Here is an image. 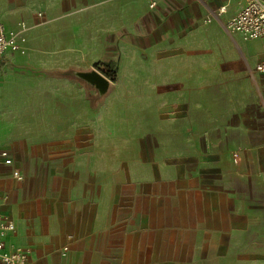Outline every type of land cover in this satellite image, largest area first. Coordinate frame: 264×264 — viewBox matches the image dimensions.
I'll list each match as a JSON object with an SVG mask.
<instances>
[{"label": "crops", "instance_id": "crops-1", "mask_svg": "<svg viewBox=\"0 0 264 264\" xmlns=\"http://www.w3.org/2000/svg\"><path fill=\"white\" fill-rule=\"evenodd\" d=\"M245 1L0 0V23L24 50L0 66V212L16 226L9 247L30 250L29 264H118L121 246L138 245L134 230L119 224L118 172L131 173L132 197L133 172L149 171L145 163L118 164L119 155L133 154L134 145L157 154L148 141L172 138L182 108L195 106L193 94L229 84L230 77L246 90L250 68L258 103L237 120L264 121V75L255 71L264 40L245 41L227 30ZM70 68L115 70L113 90L98 110L77 83L37 73ZM260 125L248 129L249 147L243 144L244 177L226 179L216 165L201 170L210 182L222 181L219 196L238 206L229 212L237 220L255 208L256 180H264ZM221 247L229 252V244Z\"/></svg>", "mask_w": 264, "mask_h": 264}, {"label": "rangeland", "instance_id": "rangeland-1", "mask_svg": "<svg viewBox=\"0 0 264 264\" xmlns=\"http://www.w3.org/2000/svg\"><path fill=\"white\" fill-rule=\"evenodd\" d=\"M249 74H254L252 68L247 72L246 90H239L236 79L230 77L229 84L193 94L195 106L182 108V123L172 126V138L148 141L154 144L157 154L134 145L133 154L117 157L118 164L133 162L135 169L144 163L149 166L148 173L141 168L133 172L132 197L126 188L131 173L118 172L119 224L134 230L138 244L133 248L121 246L118 264H264L260 255H264V180H256L259 197L255 208L247 219L237 220L229 212L238 206L223 204L219 196L222 181L210 182L201 175V170L216 165L226 179L244 177L239 169L245 168L241 151L243 144L249 147L254 138L248 129L258 124L264 128V121L241 124L237 120L239 114L247 115L253 111L250 106L258 103ZM261 111L264 115V107ZM203 112L213 115V120ZM240 127L243 130L237 131ZM221 130L225 132L223 139L216 133ZM208 132L213 135L207 139L193 138L196 133ZM262 140L264 143V137ZM260 160L264 174V151ZM207 191L212 196L206 195ZM124 204L132 206V211L122 210ZM226 244L228 253L221 247Z\"/></svg>", "mask_w": 264, "mask_h": 264}, {"label": "built area", "instance_id": "built-area-1", "mask_svg": "<svg viewBox=\"0 0 264 264\" xmlns=\"http://www.w3.org/2000/svg\"><path fill=\"white\" fill-rule=\"evenodd\" d=\"M156 3L150 5L151 9ZM225 8L221 12H225ZM227 30L240 35L245 41L264 40V0H246L241 11L227 24ZM22 41L18 35L0 23V66L8 54H23ZM255 71L264 75V60L260 61ZM4 162L10 164L8 156L3 155ZM22 179L19 172L13 174ZM16 226L10 217L0 212V264H29L31 252L24 248L9 247L7 237L14 233Z\"/></svg>", "mask_w": 264, "mask_h": 264}, {"label": "water", "instance_id": "water-1", "mask_svg": "<svg viewBox=\"0 0 264 264\" xmlns=\"http://www.w3.org/2000/svg\"><path fill=\"white\" fill-rule=\"evenodd\" d=\"M37 73L77 83L86 90L91 108L95 111L103 104L114 87L113 82L96 68L89 70L70 68L68 70L38 71Z\"/></svg>", "mask_w": 264, "mask_h": 264}, {"label": "trees", "instance_id": "trees-1", "mask_svg": "<svg viewBox=\"0 0 264 264\" xmlns=\"http://www.w3.org/2000/svg\"><path fill=\"white\" fill-rule=\"evenodd\" d=\"M103 74L109 78L112 82H116L117 80V74L114 69H110L108 71L103 72Z\"/></svg>", "mask_w": 264, "mask_h": 264}]
</instances>
